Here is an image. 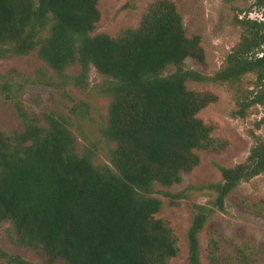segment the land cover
<instances>
[{"label":"trees","instance_id":"obj_1","mask_svg":"<svg viewBox=\"0 0 264 264\" xmlns=\"http://www.w3.org/2000/svg\"><path fill=\"white\" fill-rule=\"evenodd\" d=\"M99 1L0 0V61L37 50L60 75L79 66L77 86L88 85L94 68L105 79L101 94L110 99L104 136L115 144L109 164H97L93 153L81 150L67 117L38 118L17 105L22 129H0V228L9 222L10 240L39 250L47 264H171L180 254L179 238L171 222L158 217L164 202L156 188L180 184L200 165L198 151L225 148L198 117L217 95L192 90L188 82L235 90L242 117L264 106V0L253 3L263 20L236 17L240 40L211 76L184 66L188 58L204 61L205 51L200 36L187 34L175 2H152L137 27L111 36L95 34ZM248 75L254 77L249 94L242 90ZM1 77L0 88L10 92ZM217 167L218 182L165 193L172 206L193 195L209 198L192 205L188 262L256 264L262 248L220 235L208 222L227 212L234 190L264 176V140L256 137L244 162ZM240 202L264 216V199ZM0 264L29 263L0 247Z\"/></svg>","mask_w":264,"mask_h":264},{"label":"rangeland","instance_id":"obj_2","mask_svg":"<svg viewBox=\"0 0 264 264\" xmlns=\"http://www.w3.org/2000/svg\"><path fill=\"white\" fill-rule=\"evenodd\" d=\"M156 0H100L101 21L95 34L117 35L121 30L139 25L147 7ZM184 18L187 34L200 36L205 51V60L188 58L185 68L211 76L219 71L226 56L240 40L241 31L235 25L237 16L249 15L252 19H262L261 12L253 8L255 0H172ZM253 8V9H252ZM251 11V12H249ZM1 47V45H0ZM80 74V67H70L65 74H58L38 55V51L28 56H10L0 61L1 85L8 82L10 92L0 88V129H22L17 116L19 105L30 116L38 118L45 114L67 117L70 128L77 136L81 150L88 149L94 154L97 164H109L110 149L104 136L108 123L110 99L101 94L104 77L91 69L88 85L77 86L74 77ZM252 75L243 78L242 90L249 94L252 90ZM190 89L210 91L218 99L198 117L213 126L212 136L225 142L221 153L198 151L201 162L191 173L184 174L182 182L171 188L158 186L155 196L164 202L158 217L171 222L178 238L180 254L171 264H189L188 231L193 220L192 205L205 204L208 197L193 195L178 206H172L166 192H179L189 185L218 182L221 179L217 165L232 167L246 160L256 137L264 140V106L252 107L245 117L237 114L240 109L238 93L226 85L214 83L188 82ZM10 94L11 99L6 96ZM242 199L258 201L264 199V176H258L234 190L227 198L226 213H216L208 226L231 240L250 239L262 248L263 254L256 264H264V216L242 207ZM11 225L4 222L0 228V247L12 255H18L29 264H47L42 252L31 248H21L9 238ZM204 249L207 233L200 236ZM55 264H63L56 262Z\"/></svg>","mask_w":264,"mask_h":264}]
</instances>
